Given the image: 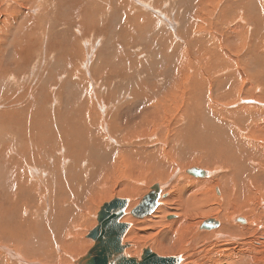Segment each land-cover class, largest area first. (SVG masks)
Masks as SVG:
<instances>
[{"label": "rangeland", "instance_id": "1", "mask_svg": "<svg viewBox=\"0 0 264 264\" xmlns=\"http://www.w3.org/2000/svg\"><path fill=\"white\" fill-rule=\"evenodd\" d=\"M138 2L148 9L134 0H0V205L18 211L15 217L24 225V236L13 237L15 246L30 256L39 255L40 247L50 252L47 263L40 262L39 257H31L29 262L73 264L92 246L86 236L97 224L95 215L100 205L115 197L130 200L124 215L130 228L123 241L134 250L130 255L139 258L143 249L153 247L162 254L156 239L168 227L152 224L155 211L141 219L130 214L149 188L165 184L161 199L169 198L172 203L194 192L200 207H215L212 198L205 197L210 195L207 182H199L207 178L186 175V167L208 171L211 168L200 162L218 165L223 178L216 188L223 194L221 183L231 178L222 168L232 167L234 159L233 168L240 163L245 142L252 146L248 138H243L237 121L245 108L235 107L239 99L261 95L257 91L239 93L241 82L234 68L237 57L246 58L248 48H253L248 44H254L261 62L254 64L253 53L249 65H245L249 69L243 72H264V0ZM223 10L226 17L232 13L226 22ZM178 20L183 30L192 24L194 35L204 29L203 35L210 34L217 41V53L226 58L205 64V60L196 59L208 49L207 43L199 46L184 42L181 49H176L178 40L173 31L177 28L173 29L171 23ZM178 54L184 56L180 67ZM224 59L230 64L223 67L220 61ZM189 61L201 71L188 72ZM170 93L174 95L169 97ZM157 110L160 122L153 118L145 124H135ZM211 110L225 122L214 125ZM52 135L57 144L52 142ZM94 137L101 138L100 144ZM231 140L234 146L229 145ZM256 145L259 153L264 143ZM142 149L149 157L136 154ZM32 155L39 160L26 159ZM16 159L22 162V168L18 187H12L9 180L17 167L12 166ZM236 168L233 174L239 177L244 166ZM160 172L164 177L158 175ZM174 174L177 177L173 178ZM176 181L192 191L175 195ZM242 183L237 180L236 189L230 191L229 204H238L243 215L249 207L258 208L264 198L252 193L253 187L244 194ZM38 192L44 195L40 197ZM213 210L210 218L221 224L224 214L217 208ZM176 214L168 211L164 216L175 219ZM201 217L196 218L199 225L209 219L208 215ZM8 220L9 215L3 211L1 222ZM27 222H32L31 229ZM66 233L71 234L68 239L64 237ZM175 240L172 238L169 245ZM261 242L264 244V239ZM262 243L256 264H264ZM193 245V252L201 248L196 242ZM164 255L180 256L182 264L190 257L185 258L184 250ZM4 257L7 260L6 256L0 257L2 264ZM9 259L16 264V260ZM203 260L199 250L196 261ZM7 263L10 264L8 260Z\"/></svg>", "mask_w": 264, "mask_h": 264}, {"label": "bare ground", "instance_id": "2", "mask_svg": "<svg viewBox=\"0 0 264 264\" xmlns=\"http://www.w3.org/2000/svg\"><path fill=\"white\" fill-rule=\"evenodd\" d=\"M110 1L113 3V0H110ZM134 1L140 7L144 8L146 10L148 9V8H146V6H143L140 3H138V0H134ZM242 1L244 3V0H242ZM239 2L240 1H238V3ZM236 6L237 5H235V7ZM150 8L151 7H149V9ZM156 8L157 7H155V9ZM234 9H236V8H234ZM256 9H258V8H256ZM148 12H149V10H148ZM235 13L236 12H234V14ZM230 16H232V13L231 14L229 13L228 16L226 17L225 10L222 11L223 21L226 22V20ZM233 17H235V16H233ZM240 19H241V17H240ZM208 22L210 23V21H208ZM221 22L222 21H220V23ZM213 23H214V21H213ZM171 24H173V25L171 26ZM171 24L169 23L168 26H171L173 29L177 28L176 31L172 30L173 32H175V34H177V35H174V36H176L175 39L178 40V43L176 45V49L177 48L181 49L184 42H186L187 45L196 44L199 46H202L203 44L207 43L208 49H206L204 52L200 53V55L197 56L196 59L205 60V62H203L205 64L206 62H215L217 60L219 61V60L223 59V57L226 58L225 55L220 56V53H217V51H218L216 48L217 46L214 45L215 43H217V41L214 40V38L210 34H208L206 36L203 35V33H205L204 29L201 32H198L197 35H194L193 33H191V29L193 28L192 24H190L189 27L185 28L184 30L181 27L179 20H178V22L172 21ZM242 25H244V24L242 23ZM254 35H255V37H257V34L254 33ZM235 36L236 35H234L232 37V39H235L236 38ZM243 37L244 36L242 35L239 40H241ZM180 40H181V42H180ZM237 41H238V39L235 41V43ZM173 43H174V41L170 42V45H173ZM84 44H86V43H84ZM251 46L253 48H252V50H250V48H248V50H247L248 54H246V56H247L246 58L237 57V59L235 61V64L237 67L234 68V71H236V73H237V76L235 74L236 79L238 78L237 80H239L241 82V89L238 90L239 93L241 92V90L242 91L246 90V91H249L250 93L257 91V93H259L261 95L260 98H258L257 95H255V96H252L250 98L239 99L238 101L240 103H238L235 107V108H237V106H244V108H245L244 115L242 114L241 117H238L237 121H238V124L240 126V130L243 133V138L244 139L248 138L252 142L251 143L252 146L250 147V144L248 142H245L243 144L244 156L242 157L240 163L237 162L236 164H234L235 167L233 168V161L236 160V159H234L231 161L232 167L225 165L222 168L223 170H226L227 172L230 173V178H231L230 180L228 178L227 180H225L221 183L220 189L223 190V194L219 192L218 188H216V187H220L219 183L223 178V175H221V172L219 171V166L206 164L207 163L206 161H205L206 163L203 161L200 162V163H203V165L208 166L211 169H213L214 173L218 172V175H220V178H219L216 173L214 174L212 172L213 170L208 169V171H206L208 173V176L203 177V178H207V179L206 180H204V179L199 180V182H202V183L207 182L206 186H208L207 189L209 190L210 195L205 196V197L206 198L211 197L212 198L211 201L213 202L215 207H212V208L200 207L199 206L200 201L194 197V195H196V193H194V192L192 193L191 192L192 189L187 188V186L185 184L180 183L179 181L178 182L176 181V183L174 185V194L175 195H181V194H184L187 192H191L184 200H181L179 197L176 198L175 203L170 202L169 198L162 200L161 196H163V195L161 193V196L159 197V201H158V206L154 210L155 212L153 213L154 214L153 218L151 217L153 220V222H152L153 225H159L160 224L161 226L162 225L166 226V228L168 227L167 230L160 231L159 236L156 239V241H157L156 244H157V246L161 247L160 249L162 251V254L158 253L156 251L157 249L155 247H153V249H150L153 253H155L159 256L170 257L171 255H164V254H169V253H173V252H182L184 250V252H186L185 258L187 257V255L190 256L189 258H186L187 261L185 264H256L258 259L260 260V258H259L260 244L263 242V241L261 242V239H264V202H261L258 205V208L260 210H258V208H252V207H249V209H245L246 207H244L245 210L243 211V215H242V212L240 211V206L238 204H236V205L229 204V202H230V191L232 189H236L237 180L240 181V184L243 182L242 183V191L244 194H248L251 191V187H253V190L251 192L254 194H257L258 196H261L262 198H264L263 197L264 196V163H263L264 162V148L262 147L258 153V149L260 147H259V145H258V147L256 145V143H259V142L264 143V75L259 76L262 73L264 74V72H259V75H257L256 74L257 72L255 73V71H254V73L252 72V74L243 72L244 70L249 69V67L246 68L245 65L246 64L249 65V60L251 59L250 56L253 55V53L255 54V56L252 57L253 60L255 59L254 60L255 63L254 62L253 63L256 65L257 62L259 64L261 62V57H260V59H258L257 53L255 52L256 49H258V48H256L257 45H254V44L249 45L248 44V47H251ZM241 49L245 52L244 45L242 46ZM178 56H179V60L181 62H178L177 59L176 60L178 62L177 63L178 67H180L181 63L184 61V59H182V58H184V56H182L180 54H178ZM206 57H207V60H206ZM138 58H141V57H138ZM140 61H142V60H140ZM189 62L191 63V66L188 65L186 67L188 72L190 70H192L193 72L194 71H198V72L201 71V70H198L199 67L192 66V63H193L192 61H189ZM228 62L229 61H225V59L223 61H220L221 65L223 67L225 65L230 64ZM239 62H242V63L240 64ZM238 67H242L243 70L241 69L242 71H240V69ZM261 71H263V70H261ZM249 72H251V71H249ZM232 74H234L233 71H232ZM239 75L240 76L242 75V76L239 78ZM243 76H244V78H243ZM229 78H231V77H227V79H229ZM23 94L26 95V93H23ZM173 95H174L173 93H170L169 97H172ZM29 97L32 99L33 95L30 94ZM150 105L152 106L153 104H150ZM103 109H106V108L103 106ZM158 110L160 112L161 109H158ZM158 110L154 111L149 116H145V117L141 118V120H137L135 122V124H140V123L145 124L147 122H150L149 120L150 119L152 120L153 118H154L155 122H157V121L160 122V118L157 117ZM164 111H166V110H164ZM211 114H212L214 121H215V123H213L214 125L222 124L223 122H225L224 119L220 118L216 112L212 113V110H211ZM90 119H91V117H90ZM229 123L232 125L233 120H230ZM201 132L204 133V130H201ZM208 132H210V131H208ZM54 136L55 135L51 136V140H52V142L57 144V141H56ZM93 139L95 140V143L97 145L100 144L101 138L94 137ZM233 143L234 142L232 140L229 141V145L234 146ZM22 153H25V152L22 151ZM140 153L142 155H148V157H149V154L144 153L143 149L136 151V154H140ZM166 155L169 156V154H167V153H166ZM24 157L26 158V156H24ZM165 158L166 157H158L159 160H164ZM26 159H30L33 162H37L39 160V157L37 155H32V156H27ZM167 160L168 159H166L165 161H167ZM75 161H76V157L74 156V163H75ZM18 163H20V161H18L16 159L15 163L12 165L13 168H14V166L17 165V167H15L13 169L11 178L9 180V182H10L9 185L12 187L19 184L17 181L20 179L18 177V174H19L20 168H22L21 167L22 162L20 164H18ZM240 164L242 166H244V170L242 171L241 175L238 177V176H235L233 174V171L238 170V168H236V167L240 166ZM188 168L186 167V170L184 171L185 174H186V171L188 170ZM32 170L36 171L38 173L37 174L38 176L40 175V173L37 170H35L34 168H32ZM238 172H241V169ZM163 173L160 172V173H158V175L162 178V177H164ZM172 177L174 178L177 176H176V174H174V175H172ZM39 178L45 179L46 177L45 178L39 177ZM158 179H160V178H158ZM176 179L177 178L173 179V182ZM22 180H23V178H22ZM157 184L160 185L161 190H163L165 188V184H161V183H157ZM240 184H238V185H240ZM51 185H53V182H51ZM227 185L229 186L228 188H227ZM17 187H18V185H17ZM202 189H204V187H202ZM123 191L124 190H122V192ZM14 192H16V191H14ZM171 192H173V191H171ZM38 193H40V197L44 195L43 192L42 193L38 192ZM166 193H169V192H166ZM233 195H235V193H233ZM202 197H204V195ZM243 198L244 197H242V199ZM12 199H11L12 202H16V200H14V198H12ZM127 201H128L127 206L129 207L130 200H127ZM171 203L173 204V208L170 207ZM167 206H169L170 208L169 207L167 208ZM127 208H126V210H127ZM215 208H217V211H220L221 213L224 214L220 218L222 223L219 225H221V227L218 230L214 229V231L200 230L199 227L201 224L199 225V222L196 221V218L198 216H202L200 218V219H202L203 217H206L207 215L210 218V214L212 215L214 213L213 209H215ZM126 210H125V213H126ZM3 211H6L7 214L9 215V220L6 223L1 222ZM53 211L54 210H51V214H53ZM168 211L177 213L176 214L177 217L175 219L174 218L171 219L172 216H169L171 220H167L168 218L166 219L164 215ZM17 212L18 211H16V210L12 211L11 209L0 205V257L6 256V258L10 264H11V261L9 258H11L12 260H16V264H20V262L24 263V264H37L33 261L29 262L32 260L31 257H36V258L39 257L40 262L47 263V258L50 255V252L46 253V251H48L47 249H43L42 247H40V249L38 250L40 252L39 255H36V256L31 255L30 256V255H28L27 251L25 252L22 250V248L20 249L17 246H15V244L13 242V237H15L16 234L19 235L20 237L24 236V225H22V223L15 217ZM96 215H97V213H96ZM96 215H95V219H96ZM234 215H239V218H236V219L232 218V216H234ZM149 216H151V215H149ZM240 216L244 217L246 221L243 218H241ZM236 220H243L244 223H246V225L242 226V225H238V224L234 223V222H237ZM198 221H199V218H198ZM121 222H127V221L124 220V217H123ZM244 223H242V224H244ZM7 225H9L10 228H7ZM27 225L31 229L32 222H27ZM197 227H198V230H197ZM76 229H77V227H76ZM192 229H194L195 231L190 232V230H192ZM187 231L190 233H188ZM66 234L67 235L64 237H66V239H68V237L71 234L70 233H66ZM71 237H72V239H74V235ZM135 237H137V236H135ZM172 238H176V240L174 242H172V244L169 245V243H171ZM226 239H228V240H226ZM238 240H239V242H238ZM194 242L201 245V248L199 250H200V253L203 255V259H204L202 263L196 261L199 250H197V252L192 251L193 247H195L193 245ZM33 245H35V244H33ZM92 245H93V242H92ZM262 245L264 246L263 243H262ZM263 246H261V247H263ZM63 247H64V249H68V250L70 249V247H65L64 245H63ZM128 248H129V244H128ZM128 248L126 249V253L130 257H136V256L130 255V252L132 253V251H134L133 249H131L132 247L129 249ZM4 252H5V255H4ZM4 259H5V257H4ZM233 259L235 260L234 262L232 261ZM2 260H3V258H2ZM2 260H0V264H2ZM7 260L4 261L3 264H8ZM182 261H183V259L181 258V262ZM181 262L179 264H182Z\"/></svg>", "mask_w": 264, "mask_h": 264}, {"label": "water", "instance_id": "3", "mask_svg": "<svg viewBox=\"0 0 264 264\" xmlns=\"http://www.w3.org/2000/svg\"><path fill=\"white\" fill-rule=\"evenodd\" d=\"M186 174L195 178L208 176L206 171L197 167L188 168ZM161 192L159 184L152 185L138 205L130 211V214L140 219L153 213L158 206ZM127 205V199L115 197L99 207L96 215L97 224L88 231L86 236L93 242V245L73 264H179L181 262L179 256L162 257L148 248L142 250L139 259L130 257L126 253L128 244L123 241L130 228V223L121 221ZM167 218L170 219V217ZM236 221L244 223L243 220ZM218 226V221L209 218L201 223L199 229L212 230Z\"/></svg>", "mask_w": 264, "mask_h": 264}, {"label": "crops", "instance_id": "4", "mask_svg": "<svg viewBox=\"0 0 264 264\" xmlns=\"http://www.w3.org/2000/svg\"><path fill=\"white\" fill-rule=\"evenodd\" d=\"M138 3H140L141 5H143V6H146L147 7V5L146 4H144V3H142V2H138ZM137 52L138 53H140L141 52V50H139V48L137 49ZM138 57H140V54H139V56Z\"/></svg>", "mask_w": 264, "mask_h": 264}]
</instances>
